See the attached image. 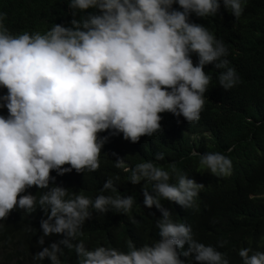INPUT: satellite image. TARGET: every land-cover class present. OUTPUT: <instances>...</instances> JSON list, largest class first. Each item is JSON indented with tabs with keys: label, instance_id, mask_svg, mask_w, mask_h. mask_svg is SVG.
Segmentation results:
<instances>
[{
	"label": "clouds",
	"instance_id": "clouds-1",
	"mask_svg": "<svg viewBox=\"0 0 264 264\" xmlns=\"http://www.w3.org/2000/svg\"><path fill=\"white\" fill-rule=\"evenodd\" d=\"M247 0H68L70 26L55 23L48 31L13 35L0 22V218L16 207L31 213L37 206L42 235L62 234L33 255L62 264L65 250L78 264H230L228 254L194 238L201 204L200 177L170 170L153 160L129 166L116 156L114 165L141 184L143 204L153 210L156 232L146 242L129 238L123 248L87 247L83 225L93 212L129 215L135 197L117 190L119 176L109 177L95 197L55 183L51 175L95 171L110 135L138 142L162 130L161 113L192 122L200 118L211 75L222 69L219 85L228 90L240 80L230 66L223 37L208 22L241 17ZM92 9V11H86ZM228 10V11H227ZM79 16V18H77ZM111 130L108 135H100ZM160 133V131H159ZM227 152L231 148L226 149ZM114 155H116L114 153ZM197 169L217 180L234 175L235 161L219 151L190 153ZM158 152L155 160H162ZM67 165V166H65ZM51 182V183H50ZM150 185V187H149ZM36 186V194L27 189ZM24 193L23 195H18ZM135 223V218L130 217ZM26 231H33L29 226ZM221 245L226 241H220ZM243 264H264V251L240 247ZM181 256L187 259H181Z\"/></svg>",
	"mask_w": 264,
	"mask_h": 264
},
{
	"label": "trees",
	"instance_id": "trees-1",
	"mask_svg": "<svg viewBox=\"0 0 264 264\" xmlns=\"http://www.w3.org/2000/svg\"><path fill=\"white\" fill-rule=\"evenodd\" d=\"M228 14L235 20L220 21L219 15H211L214 18L208 22L223 37L221 40L228 48L226 58L240 80L226 90L218 81L222 69L211 63L208 69L204 68L211 79L198 120L189 122L182 115L177 117L165 111L160 114V123L165 125L162 130L151 136L142 135L138 142L124 139L122 133L110 135L101 149L97 170L73 169L62 175L55 170L51 172L55 177L52 182L93 198L109 177L118 175L117 190L135 197V211L129 215L93 212L79 237L87 247L103 244L123 248L129 238L143 243L156 232L155 206L143 204V181L133 184L127 179L128 173L115 167L114 160L119 155L125 157L130 167L141 160H153L163 168L170 170V165L175 164L179 170L200 177L204 185L198 192L201 209L195 215L189 213V208L178 212L194 220V238L228 254L230 264H243L238 255L240 247L264 251V0H247L239 18L229 11ZM71 19L68 0H0V22L13 35L25 31L43 34L55 23L70 26ZM6 92L5 87H0V96ZM7 111L6 107L0 108V114L6 115ZM110 131L100 135H108ZM193 148L233 156L234 175L228 180L202 175L197 169L198 157L190 155ZM228 148L231 151L227 152ZM158 152L164 153L162 160H155ZM27 191L36 194L41 189L32 186ZM42 217L46 218L45 213L37 206L31 213L14 207L6 218H0V264H33L37 251L61 238L62 234H52L45 237L44 245L36 243L43 234ZM29 226L33 231L25 230ZM220 241L226 243L221 245ZM61 262L78 264L74 251L69 253L67 249ZM41 264H50V260L45 258Z\"/></svg>",
	"mask_w": 264,
	"mask_h": 264
}]
</instances>
